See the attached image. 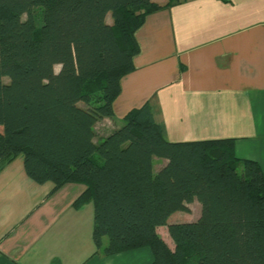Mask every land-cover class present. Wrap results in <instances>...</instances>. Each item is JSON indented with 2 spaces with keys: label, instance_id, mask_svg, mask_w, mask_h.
<instances>
[{
  "label": "trees",
  "instance_id": "trees-1",
  "mask_svg": "<svg viewBox=\"0 0 264 264\" xmlns=\"http://www.w3.org/2000/svg\"><path fill=\"white\" fill-rule=\"evenodd\" d=\"M177 1L0 0V170L22 156L52 192L84 184L74 204L92 202L103 254L148 246L150 264H264V172L236 156L233 138L169 141L145 102L93 140L133 69L134 32ZM156 157L166 162L154 171ZM194 199L195 220L167 221Z\"/></svg>",
  "mask_w": 264,
  "mask_h": 264
},
{
  "label": "crops",
  "instance_id": "crops-1",
  "mask_svg": "<svg viewBox=\"0 0 264 264\" xmlns=\"http://www.w3.org/2000/svg\"><path fill=\"white\" fill-rule=\"evenodd\" d=\"M134 38L133 69L120 78L113 115L96 122L93 140L149 102L167 140L233 138L236 156L264 172V0H178L146 14ZM165 162L154 158L153 170ZM52 188L26 174L22 156L0 170V264L151 263L148 246L96 249L93 204H74L84 184ZM156 232L173 248L166 225Z\"/></svg>",
  "mask_w": 264,
  "mask_h": 264
},
{
  "label": "rangeland",
  "instance_id": "rangeland-1",
  "mask_svg": "<svg viewBox=\"0 0 264 264\" xmlns=\"http://www.w3.org/2000/svg\"><path fill=\"white\" fill-rule=\"evenodd\" d=\"M165 0H163L162 2H164ZM36 14H39V10L37 9ZM107 21L110 22L111 19L109 16H107ZM37 23H40V17H37ZM55 71L59 70V65H55L54 66ZM4 81H7L8 79L6 77L3 78ZM99 132H101V130L98 128ZM161 159V158H160ZM156 164V163H155ZM187 206L189 208L188 211H182V210H178L174 213L173 216L170 217L171 221L174 222H183V221H192L195 220L200 213V203L195 200L192 201L190 203H187Z\"/></svg>",
  "mask_w": 264,
  "mask_h": 264
}]
</instances>
